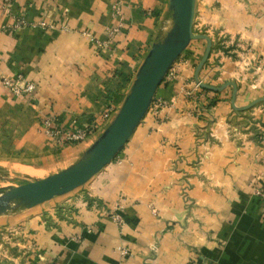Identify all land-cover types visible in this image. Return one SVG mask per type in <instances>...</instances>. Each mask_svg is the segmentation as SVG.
<instances>
[{"label": "crops", "instance_id": "0c3cea01", "mask_svg": "<svg viewBox=\"0 0 264 264\" xmlns=\"http://www.w3.org/2000/svg\"><path fill=\"white\" fill-rule=\"evenodd\" d=\"M13 2L8 16L0 0V166L71 165L91 143L51 146L39 120L99 126L117 82L168 30V0ZM19 16L46 26L10 30ZM196 24L212 42L200 81L234 82L238 107L264 97V0H196ZM204 47H187L157 89L166 105L88 184L0 216V264H264V103L235 111L226 87L207 105L191 67ZM17 74L36 84L32 100L2 87Z\"/></svg>", "mask_w": 264, "mask_h": 264}, {"label": "water", "instance_id": "95a60500", "mask_svg": "<svg viewBox=\"0 0 264 264\" xmlns=\"http://www.w3.org/2000/svg\"><path fill=\"white\" fill-rule=\"evenodd\" d=\"M195 2L168 0L171 21L168 30L148 49L120 107L100 135L68 167L42 179L0 189V216L32 209L67 195L84 186L116 159L144 119L169 69L193 40L205 42L204 52L194 72V81L201 89L220 92L231 87L230 104L235 111H246L264 102V97H260L244 107H238L235 104L237 86L234 82L216 87L200 81L199 73L210 56L212 42L208 35L193 31Z\"/></svg>", "mask_w": 264, "mask_h": 264}, {"label": "built area", "instance_id": "2783aa9c", "mask_svg": "<svg viewBox=\"0 0 264 264\" xmlns=\"http://www.w3.org/2000/svg\"><path fill=\"white\" fill-rule=\"evenodd\" d=\"M2 8L6 15L11 16L12 11L14 8V2L13 0H2ZM112 9L115 13H118V7L114 4L112 5ZM31 27V28H44L46 24L44 22L36 23V24H29L24 18L22 17H16L13 19V23L11 27H9L10 30H17L20 28L25 27ZM116 31V29L114 30ZM113 31V32H114ZM112 32V33H113ZM178 60V59H177ZM176 60V61H177ZM176 63V62H175ZM175 63L172 65V67L169 69L165 80H172L175 77ZM1 85L2 87L13 97L15 98H25L27 100H32L34 98L35 92H36V84L28 79H26L23 75L17 74L15 76H6L1 78ZM195 88L200 89V87L195 84ZM187 94H190V92H187ZM202 96V95H201ZM166 105V102L161 98H155L148 110V112L153 109L154 111H157L158 109L164 107ZM147 112V113H148ZM109 116V112L106 113L104 116H102L104 119ZM102 118V119H103ZM42 126L45 130V133L47 136L52 139L56 144L62 145V144H72V143H80L90 136L93 135V133L97 132V127L93 124H88L86 126H83L82 128H76L74 130L65 131L64 128L57 124V120L54 116H48L45 117L42 120ZM111 220L118 226L122 227L125 223V218L123 213L118 209L111 215ZM120 253L125 256L128 254V251L126 249H121Z\"/></svg>", "mask_w": 264, "mask_h": 264}, {"label": "rangeland", "instance_id": "374dc122", "mask_svg": "<svg viewBox=\"0 0 264 264\" xmlns=\"http://www.w3.org/2000/svg\"><path fill=\"white\" fill-rule=\"evenodd\" d=\"M116 5V4H115ZM22 29V28H20ZM205 29L203 27H199L197 24H196V27H193V31L194 33L196 34H206ZM201 41V42H200ZM198 43H203V40H193L190 45H196ZM233 49V48H232ZM231 49V51H232ZM187 50V49H186ZM185 50V51H186ZM204 52V49L202 51H200L199 54L196 55V57L194 58V62L193 64L191 65L192 68H195L197 63L199 62L202 54ZM146 55V54H145ZM145 56H143L144 58ZM143 58L141 59L140 63L142 62ZM237 58V57H236ZM238 60H240L238 58ZM139 63V65H140ZM139 65L137 66V68L139 67ZM137 68L135 69V71L131 74V76L127 79V81H124V79H122V82L121 80L118 81L117 83V87H115L116 91L115 93L109 97L108 101H106L105 105H104V110L102 111L100 117H101V123L99 124V126H96L95 123H90L95 125L97 127V132L93 133L92 136H90L89 138H87L86 140L80 142V143H84V144H90V143H93V141L100 135L101 131L106 127V125L110 122V120L113 118V116L115 115V113L117 112L118 108L120 107L131 83H132V80L134 78V75H135V72L137 70ZM167 80V79H166ZM164 79V81L162 83H164L166 81ZM196 84V83H195ZM194 84V86H195ZM121 86V87H120ZM201 89V88H200ZM203 90V89H202ZM187 94V92H186ZM118 96V97H117ZM115 97V98H113ZM212 96L210 94H206V99H204V101H207L208 98H211ZM34 101H18L17 103L22 106H26V107H31L32 103ZM261 103H264V102H261ZM260 103L256 104V105H259ZM256 105H254L252 108L256 107ZM29 107V108H30ZM252 108L246 110V111H250ZM21 109H24L23 107H21ZM109 112V116L107 118H103L102 116H104L106 113ZM12 113H16L15 109L12 111ZM147 114V113H146ZM45 117H42L41 120H39V124L41 125L42 124V120L44 119ZM103 118V119H102ZM43 127V126H42ZM65 131H70V130H74V127L73 128H64ZM51 140V146H54V147H57V148H62L63 146L65 145H69V144H62V145H58L56 144L52 139ZM73 144V143H72ZM80 157V156H79ZM78 157V158H79ZM13 158V157H11ZM77 158V159H78ZM117 158V157H116ZM76 159V160H77ZM75 160V161H76ZM115 160V159H114ZM113 160V161H114ZM74 163V162H73ZM66 165H68V163H65V164H60V165H56L54 167H51L49 169H45V170H30L28 168H23V167H16V166H13L11 164H7V165H3V166H0V189H6L8 187H15V186H19L20 184L26 182V181H32V180H35V179H42V178H45L46 176H49L50 174L54 173V172H58L60 170H62L63 167H65ZM69 166V165H68ZM67 166V167H68ZM108 166V165H107ZM106 166V167H107ZM105 167V168H106ZM14 168L16 169H20L19 171L18 170H15ZM66 168V167H65ZM104 168V169H105ZM24 169V170H22ZM64 169V168H63ZM103 170V169H102ZM101 170V171H102ZM100 171V172H101ZM21 173H26L28 175H24V174H20ZM99 172V173H100ZM97 175V174H96ZM95 175V176H96ZM88 184V183H86ZM85 184V185H86ZM84 185V186H85ZM82 186V187H84ZM81 187V188H82ZM79 188V189H81ZM78 190V189H77ZM62 197V196H61ZM56 199V198H55ZM58 199V198H57Z\"/></svg>", "mask_w": 264, "mask_h": 264}, {"label": "trees", "instance_id": "16d2710c", "mask_svg": "<svg viewBox=\"0 0 264 264\" xmlns=\"http://www.w3.org/2000/svg\"><path fill=\"white\" fill-rule=\"evenodd\" d=\"M202 92H204L205 94H210L212 97L207 99V105H213L215 102V97L217 96V93L215 92H211V91H206V90H202Z\"/></svg>", "mask_w": 264, "mask_h": 264}, {"label": "bare ground", "instance_id": "6f19581e", "mask_svg": "<svg viewBox=\"0 0 264 264\" xmlns=\"http://www.w3.org/2000/svg\"><path fill=\"white\" fill-rule=\"evenodd\" d=\"M14 169H15V170H18V171L20 170L19 168H18V169L14 168ZM22 170H24V169H22Z\"/></svg>", "mask_w": 264, "mask_h": 264}]
</instances>
